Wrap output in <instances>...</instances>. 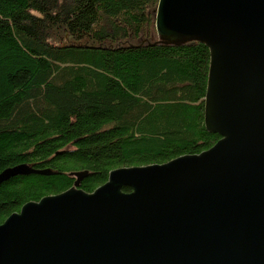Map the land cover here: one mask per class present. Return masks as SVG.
<instances>
[{"label":"trees","instance_id":"obj_1","mask_svg":"<svg viewBox=\"0 0 264 264\" xmlns=\"http://www.w3.org/2000/svg\"><path fill=\"white\" fill-rule=\"evenodd\" d=\"M158 2L0 0V173L52 172L0 184V225L74 187L75 173L92 193L113 170L220 139L204 125L210 50L156 38Z\"/></svg>","mask_w":264,"mask_h":264},{"label":"water","instance_id":"obj_2","mask_svg":"<svg viewBox=\"0 0 264 264\" xmlns=\"http://www.w3.org/2000/svg\"><path fill=\"white\" fill-rule=\"evenodd\" d=\"M155 30L209 48L204 125L220 139L92 193L75 173L0 225V264H264V0H159ZM31 174L52 172L18 165L0 184Z\"/></svg>","mask_w":264,"mask_h":264},{"label":"rangeland","instance_id":"obj_3","mask_svg":"<svg viewBox=\"0 0 264 264\" xmlns=\"http://www.w3.org/2000/svg\"><path fill=\"white\" fill-rule=\"evenodd\" d=\"M157 36H158V35H157V33H156V38H157ZM158 37H159V36H158Z\"/></svg>","mask_w":264,"mask_h":264}]
</instances>
